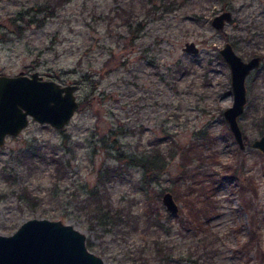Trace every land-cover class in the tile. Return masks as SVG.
<instances>
[{"label":"rangeland","instance_id":"obj_1","mask_svg":"<svg viewBox=\"0 0 264 264\" xmlns=\"http://www.w3.org/2000/svg\"><path fill=\"white\" fill-rule=\"evenodd\" d=\"M45 1L0 0V72L37 70L60 83L75 81L78 105L62 127L30 118L17 134L6 135L0 145V232L13 231L31 216L61 218L85 233L86 244H92L87 246L101 255L102 264H133L119 249L121 244L134 249L135 242L152 240L154 226H147V216L178 229L184 222L185 182L172 190L168 170L174 174L178 160H186L187 179L195 188L192 199L198 203L203 180L215 189L217 204L207 220L215 233V250L199 264H264V152L251 145L264 131V55L245 77L247 100L237 117L246 142L241 148L222 112L232 101V90L229 67L219 52L226 39L244 58L264 51V0H187L163 12H152L150 0H65L42 22L23 20L34 13L27 7ZM224 8L232 11V18L216 28L210 18ZM194 11L200 14L192 17ZM127 19L132 25L142 23L131 33H138L131 43ZM186 39L195 40L199 50L182 49ZM179 58L187 66L183 73L174 70ZM118 124L130 129L118 133L114 145L121 149L126 144L146 149L150 140L172 134L186 153L181 158L177 151L147 186L138 165L119 168L107 181L114 203L143 214L136 220V232L120 239L91 228L76 210L62 217L56 209L51 212L53 205L74 208L75 197L68 190L92 184L100 163L119 162L100 145L101 140L112 144L116 136L110 130ZM199 126L206 127L204 138L195 133ZM28 141L41 144L50 155L35 158L36 168L29 175L27 163H20ZM52 153L68 161L67 174L57 178L55 197L48 193L59 164ZM24 183L33 188L28 198L18 196ZM162 185L178 202L174 213L161 200L157 188Z\"/></svg>","mask_w":264,"mask_h":264},{"label":"trees","instance_id":"obj_2","mask_svg":"<svg viewBox=\"0 0 264 264\" xmlns=\"http://www.w3.org/2000/svg\"><path fill=\"white\" fill-rule=\"evenodd\" d=\"M65 0H47L43 3L32 5L33 8L32 16L26 17L32 21L34 18L39 22L44 21V18L48 14H53L56 9V5L61 4ZM153 11L160 9L163 12L167 9H174L178 6L184 5L187 0H159V4L156 0H150ZM124 10V8H122ZM22 13V10L19 11ZM40 14V15H36ZM200 13L194 11L192 17H197ZM157 15V14H156ZM24 18V17H23ZM128 20V19H127ZM22 27V26H21ZM142 27V23L137 21L132 25V19L127 21V31L130 34V43L132 38H134L138 33L132 35L133 31H138ZM187 68L185 62L181 58L177 60V66L174 70L179 69L183 73ZM264 124V116L263 122ZM205 126H199L195 129V133L205 137ZM261 129V127H260ZM115 130V131H114ZM130 129L123 127L118 124L115 129L110 130L114 133L116 137H112V144L107 145L104 140H101V144L106 146V152L108 156L115 158L118 163L102 162L97 166L96 177L92 184L82 183L76 184L74 189H69L67 194L75 197L74 208L63 209L61 206L53 205L51 206L52 213H55V209L59 211L60 216H64L70 212L77 211V214L84 215V219L89 223L88 225L95 229H101V234L110 233L114 238L120 239L121 237L127 236L136 232L137 221L143 215L141 212L136 211L130 205H123L119 203H114L110 198L109 192L107 191V181L112 178V176L125 165H138L141 168L142 181L147 184L154 182L153 174L156 173L155 177H158V173H162L163 170L169 165V162L176 155L177 151L181 155V158H185V149L182 150L183 144H179L175 139L173 140L172 134L166 135L162 138H156L155 140H150L151 146L146 149L135 150L131 148V144H126L124 149H121L119 145H114V142H118V133L128 132ZM110 135V136H111ZM138 144V142H134ZM114 150V151H112ZM22 157L24 160H20V163H27V175H29L32 170H35L36 165L34 159H44L46 160L50 155H46L47 151H44L41 144H32L27 142L25 146L21 148ZM185 153V154H184ZM52 157L59 163L54 171V176L51 186L49 187L48 193L50 196L55 197L58 195L60 190V183H57L60 177L67 174L68 171V161H62L60 156L54 155ZM21 158V157H20ZM178 160V169L173 174V171L168 170L169 183L168 186L173 190L174 186H180L185 182L184 195L185 202L183 209L186 214V218L182 225L175 226L169 221H160L158 218L156 220H150L147 216L148 221L147 226H154V235L152 240L135 242L134 249L128 248L127 245L121 244L120 251H122V256L124 259H131L133 264H148L146 261L157 260V264H199L201 259L207 258L213 254L215 250L213 234H215L211 228L208 226V217L217 211V204L215 203V189H209L210 186L203 180L199 181L198 186V203L197 200L192 199V194L194 193V187L189 183L187 179V174L189 172V167H187L186 160ZM25 176V175H24ZM60 176V177H58ZM175 183L177 185H175ZM189 188V189H188ZM158 192L164 190V186L157 188ZM181 191V190H180ZM82 198H78V194H82ZM33 194V188L29 187L27 184H21L19 186L18 196L23 198H28L29 195ZM175 194L177 192L175 190ZM62 208V211L61 209ZM67 209V210H66ZM145 216V215H144ZM137 220V221H136ZM145 229L147 227L145 226ZM148 233V232H147ZM149 235L151 233L149 232ZM89 246L91 243H87ZM149 252L152 256H149ZM142 256V259L140 257Z\"/></svg>","mask_w":264,"mask_h":264},{"label":"water","instance_id":"obj_3","mask_svg":"<svg viewBox=\"0 0 264 264\" xmlns=\"http://www.w3.org/2000/svg\"><path fill=\"white\" fill-rule=\"evenodd\" d=\"M232 18L229 8L221 9L210 18L220 28ZM182 49L196 52L198 43L186 39ZM230 72L232 101L222 112L239 147L245 146L238 115L247 100L245 77L259 64L260 55L247 59L237 53L229 41L219 47ZM78 83H60L43 77L37 70L16 73L0 72V145L6 135L17 134L33 118L54 127H62L78 105L75 89ZM251 145L264 152V131L251 140ZM167 210L176 212L178 202L169 189L161 192ZM85 233L71 222L61 218L31 216L24 219L13 231L0 232V264H102L101 255L90 249Z\"/></svg>","mask_w":264,"mask_h":264},{"label":"flooded vegetation","instance_id":"obj_4","mask_svg":"<svg viewBox=\"0 0 264 264\" xmlns=\"http://www.w3.org/2000/svg\"><path fill=\"white\" fill-rule=\"evenodd\" d=\"M231 12H232V11H231ZM226 21H228V20H226ZM224 23H225V22H224ZM223 25H224V24H223ZM225 41H229V42L232 44V42H231L230 40H228V39L224 40L223 43H224ZM223 43H222V45H223ZM222 45H221V46H222ZM232 47H233V44H232ZM233 48H234V47H233ZM234 50H235V48H234ZM235 51H236V50H235ZM236 52H237V51H236ZM237 53H238V52H237ZM256 54H259V55H260V61H259V64H260V62H261V60H262V56L264 55V51H263L262 53H261V52H258V51H253L252 54L249 55L247 58H249V57L252 56V55H256ZM220 55H221V54H220ZM240 55H241V54H240ZM221 56H222V55H221ZM241 56H242V55H241ZM222 58H223V57H222ZM242 58H244V57L242 56ZM247 58H244V59H247ZM223 59H224V58H223ZM224 61H225V60H224ZM225 62H226V61H225ZM259 64H258L257 66H259ZM257 66H256V67H257ZM256 67H253V68H256ZM253 68H252V69H253ZM252 69H251V70H252ZM251 70H250V71H251ZM250 71H249V72H250ZM249 72H248V73H249ZM28 73H29V72H28ZM243 136H244V135H243ZM244 140H245V138H244ZM245 143H246V142H245Z\"/></svg>","mask_w":264,"mask_h":264}]
</instances>
